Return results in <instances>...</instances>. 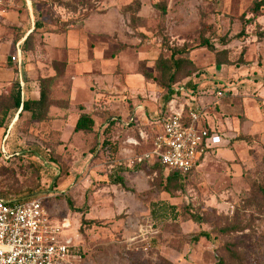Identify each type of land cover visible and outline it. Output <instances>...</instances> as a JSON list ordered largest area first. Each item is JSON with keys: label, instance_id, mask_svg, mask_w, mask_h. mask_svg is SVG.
<instances>
[{"label": "rangeland", "instance_id": "rangeland-1", "mask_svg": "<svg viewBox=\"0 0 264 264\" xmlns=\"http://www.w3.org/2000/svg\"><path fill=\"white\" fill-rule=\"evenodd\" d=\"M252 5L4 0L0 197L42 199L54 221L70 222L64 234L86 264H264V8L255 15ZM183 48L173 105L190 94L221 143L163 199L165 177L148 157L167 82L155 65L171 66ZM16 79L24 100L49 79L39 116L12 109L2 119ZM80 106L93 132H74ZM116 161L129 191L105 183ZM157 201L168 210L151 215ZM201 232L210 239H195Z\"/></svg>", "mask_w": 264, "mask_h": 264}, {"label": "built area", "instance_id": "built-area-1", "mask_svg": "<svg viewBox=\"0 0 264 264\" xmlns=\"http://www.w3.org/2000/svg\"><path fill=\"white\" fill-rule=\"evenodd\" d=\"M25 2L31 5V0ZM174 102L161 112L160 131L148 157L163 167L165 176L170 172L184 176L199 166L221 138L203 126L202 108L190 94H184L177 106ZM69 225L68 220L54 221L40 198L0 197V264H86L78 246L64 234Z\"/></svg>", "mask_w": 264, "mask_h": 264}, {"label": "trees", "instance_id": "trees-1", "mask_svg": "<svg viewBox=\"0 0 264 264\" xmlns=\"http://www.w3.org/2000/svg\"><path fill=\"white\" fill-rule=\"evenodd\" d=\"M263 8H264V0H253L252 12L255 15L260 14V12ZM160 11H161V14H165V12H166L164 7H161ZM35 25L40 26V24H35ZM26 39H25V41H26ZM199 45L204 46V45H208V43L205 41V42H201V44H199ZM186 52H188V49H185V48L172 50L171 55H170V59L172 61L171 66H169L165 62V60L162 59L161 57H159L156 60L155 67L159 71L161 78L164 79L167 77V82H166L165 86L162 85L166 89V92L162 97V111L166 108L167 104L173 99L174 96H177L178 94H180L179 90L174 87V84L176 83V75H177L178 70L181 67V61L182 60L179 58H176V56L177 55H183ZM172 69H173V71H172ZM144 75L148 76L149 74H147L145 72ZM48 82H49V79H46L42 82L41 87H40V91H39L38 99H35V100L26 99V100H24L23 91H22V82L20 79H16V82L14 84V92H13V94L10 97L9 102H8L9 105L5 106L3 111H2V119H4L8 115L10 110H12V109L16 110V111H20V112L21 111L22 112L23 111L29 112V113H31L32 117H35L36 115L39 116V112L38 111L35 112L34 107L36 106L35 108H37L39 111L41 109L45 108L46 103L48 101V96H49ZM186 85L189 87H195L194 85L191 86L190 81L187 82ZM80 108L83 110V108L81 106H80ZM94 126H95L94 118L88 113L81 112L79 114L75 124H74L73 130H74V132L90 133V132L94 131ZM106 130H107V128L104 130V132ZM153 165H158L162 175H164L162 166H160L159 164H153ZM151 168H153V167H151ZM125 170L126 169L122 168V167L115 168L113 173L110 174L108 176V178L105 180V183H108L110 185L120 186L124 190L129 191V189L125 185L124 178L122 176H120V174H119V172L125 171ZM164 177H165V183L164 184L160 183V184H157L156 186L158 187V189L160 191L170 194L171 193L170 192V185L172 183L179 182L181 180L182 176L177 174V173L170 172V173H168V175H166V176L164 175ZM149 185L153 186L155 184L152 181L151 182L149 181ZM180 187H182V185H180L179 188ZM24 200H27V199L22 198L18 201H24ZM67 204H68V207L70 209L74 210L75 212H80V210L78 208H74V206L72 205V203L70 201H67ZM172 209H174V208H172ZM81 223H85V220L83 218L81 220ZM200 236H204L205 238L210 239L208 233H205V232H201L195 239H197Z\"/></svg>", "mask_w": 264, "mask_h": 264}, {"label": "crops", "instance_id": "crops-1", "mask_svg": "<svg viewBox=\"0 0 264 264\" xmlns=\"http://www.w3.org/2000/svg\"><path fill=\"white\" fill-rule=\"evenodd\" d=\"M81 112H84V113H88L86 110H82ZM162 112V111H161ZM89 114V113H88ZM159 131H160V129H159ZM221 138V137H220ZM220 143H221V141H220ZM220 143L217 145V146H215L214 148H212L211 149V151L208 153V154H210V153H212V152H214L219 146H220ZM207 154V155H208ZM206 155V156H207ZM204 160V159H203ZM117 161H118V159H117ZM115 162V168H117V167H121L120 165V162L118 163V162ZM202 162V161H201ZM200 162V163H201ZM117 163V164H116ZM153 165V164H152ZM200 165V164H199ZM114 168V169H115ZM196 169V168H195ZM126 173V170L125 171H121V172H119V174H120V176H122L123 178H124V182H126V179H125V176H124V174ZM106 184H108V183H106ZM125 185H126V183H125ZM166 194V192H161L160 194H159V196L160 197H162L163 199H164V195ZM152 196V195H151ZM161 198V199H162ZM149 201H151L152 200V198H149L148 199ZM156 204L153 206V208H152V210H151V215L152 214H154L155 216H157V215H160V214H163L165 211L167 212V206H164V202H160V201H157V202H155Z\"/></svg>", "mask_w": 264, "mask_h": 264}, {"label": "bare ground", "instance_id": "bare-ground-1", "mask_svg": "<svg viewBox=\"0 0 264 264\" xmlns=\"http://www.w3.org/2000/svg\"><path fill=\"white\" fill-rule=\"evenodd\" d=\"M70 226V225H69Z\"/></svg>", "mask_w": 264, "mask_h": 264}]
</instances>
